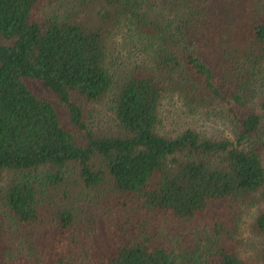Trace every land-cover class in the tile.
<instances>
[{
    "label": "trees",
    "instance_id": "obj_1",
    "mask_svg": "<svg viewBox=\"0 0 264 264\" xmlns=\"http://www.w3.org/2000/svg\"><path fill=\"white\" fill-rule=\"evenodd\" d=\"M0 264H264V0H0Z\"/></svg>",
    "mask_w": 264,
    "mask_h": 264
},
{
    "label": "rangeland",
    "instance_id": "obj_2",
    "mask_svg": "<svg viewBox=\"0 0 264 264\" xmlns=\"http://www.w3.org/2000/svg\"><path fill=\"white\" fill-rule=\"evenodd\" d=\"M53 13V10L48 9H42L39 13V16L41 19L48 17ZM118 39V38H117ZM118 50L114 49L113 51V58H116V62L114 64V71L116 74V83L120 81V78L123 74V67L125 66L124 62V56L122 52H120L121 47L117 48ZM120 62V63H119ZM31 86L33 89L42 97H45L55 104H58V111L61 114L62 118H65L64 111L59 106V103L56 99V97L50 92L48 89H46L41 83L39 82H32ZM112 95H108L100 102H88L80 97H77V100L81 102L85 113H86V121L90 128L96 132L102 131V132H109L112 131L115 126V120L114 115L111 110V104H112ZM255 105V104H254ZM259 110V107L256 106ZM179 104L172 99H165L163 101L162 106V114L164 117H168L165 120V129L168 131L172 130L173 128H179L182 125H185L190 123L191 125L195 126L196 129L203 132L207 135H213V136H227L230 131L229 128L223 124L221 121H217L215 118H207L205 116L199 117V119H196L194 122H192L190 117H187L183 113H180L179 111ZM4 179L9 177L8 173H4L2 175ZM3 179V180H4Z\"/></svg>",
    "mask_w": 264,
    "mask_h": 264
}]
</instances>
